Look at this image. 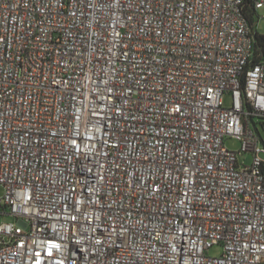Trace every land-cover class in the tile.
<instances>
[{
	"label": "built area",
	"instance_id": "obj_1",
	"mask_svg": "<svg viewBox=\"0 0 264 264\" xmlns=\"http://www.w3.org/2000/svg\"><path fill=\"white\" fill-rule=\"evenodd\" d=\"M248 4L0 0V264H264Z\"/></svg>",
	"mask_w": 264,
	"mask_h": 264
},
{
	"label": "rangeland",
	"instance_id": "obj_2",
	"mask_svg": "<svg viewBox=\"0 0 264 264\" xmlns=\"http://www.w3.org/2000/svg\"><path fill=\"white\" fill-rule=\"evenodd\" d=\"M257 31L260 35L264 36V7L257 12ZM225 105L230 106L231 105V96L226 95L225 96ZM255 125L252 124L251 127L255 131L256 134H260V138L263 140L261 141V147L264 148V120L261 119H255L254 120ZM258 134V135H259ZM225 145L229 150L232 151H239L241 148V143L233 138H227L225 140ZM262 157L264 158V154H262ZM242 159H245L246 165H250L252 163V155L250 153L246 154L245 157ZM4 195V189L0 187V197H3ZM14 218L9 215H2L0 214V225L2 223L6 222H14ZM222 246L214 247L209 251V255L213 257L220 256L222 254Z\"/></svg>",
	"mask_w": 264,
	"mask_h": 264
},
{
	"label": "trees",
	"instance_id": "obj_3",
	"mask_svg": "<svg viewBox=\"0 0 264 264\" xmlns=\"http://www.w3.org/2000/svg\"><path fill=\"white\" fill-rule=\"evenodd\" d=\"M245 15L247 16V19H248V21H249V23L253 29V32H254V55H253L252 63L257 64L264 58V36L260 35L256 29L257 14L255 12V9H253L252 5H250V4L247 5V8L245 10ZM255 119L264 120L263 117H257V116H249L248 117V120H249L251 125L252 124L255 125V122H254ZM263 125H264V123H263ZM259 136H260V134H259Z\"/></svg>",
	"mask_w": 264,
	"mask_h": 264
}]
</instances>
